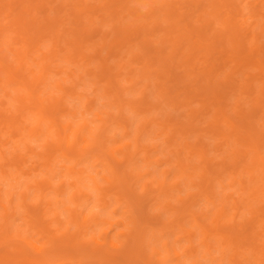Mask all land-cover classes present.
I'll return each instance as SVG.
<instances>
[{
  "label": "clouds",
  "instance_id": "1",
  "mask_svg": "<svg viewBox=\"0 0 264 264\" xmlns=\"http://www.w3.org/2000/svg\"><path fill=\"white\" fill-rule=\"evenodd\" d=\"M0 264H264V0H0Z\"/></svg>",
  "mask_w": 264,
  "mask_h": 264
}]
</instances>
